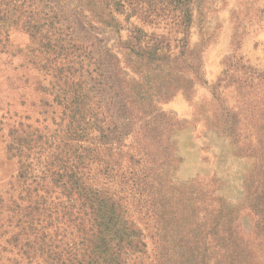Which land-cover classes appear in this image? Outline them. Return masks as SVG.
<instances>
[{"label": "trees", "instance_id": "trees-1", "mask_svg": "<svg viewBox=\"0 0 264 264\" xmlns=\"http://www.w3.org/2000/svg\"><path fill=\"white\" fill-rule=\"evenodd\" d=\"M194 4L0 0V53L14 31L27 35L26 51L42 74L39 91L61 109L44 131L15 124L8 147L28 203L20 235L27 236L22 248L31 251L30 264H144L149 227L158 230L155 264H264V123L255 145L245 147L242 113L223 96L229 86L260 95L264 122V70L235 56L244 35L235 11L233 53L210 90L219 109L204 121L236 146V154L250 150L254 157L242 202L227 207L210 190L172 180L178 160L171 137L181 123L161 106L205 84L206 44L191 46L188 39ZM72 10L91 32L115 35L112 46L77 38ZM139 23L173 30V46ZM247 214L252 227L246 235L239 222Z\"/></svg>", "mask_w": 264, "mask_h": 264}, {"label": "rangeland", "instance_id": "rangeland-1", "mask_svg": "<svg viewBox=\"0 0 264 264\" xmlns=\"http://www.w3.org/2000/svg\"><path fill=\"white\" fill-rule=\"evenodd\" d=\"M64 9L72 6L64 2ZM64 6V5H59ZM195 18L189 29V42L192 45L204 41L203 78L205 84H196L191 94L177 93L161 109L181 123L180 129L171 137L173 154L178 160L172 180L176 183H194L196 190H210L227 207L236 208L242 202L243 181L254 165V157L236 154V146L230 140L205 124L204 118L212 119V112L219 106L211 101V87L220 76L223 60L233 53L232 37L234 19L237 12L244 34L240 48L235 52L248 65L264 70V0H195ZM73 12L70 17L76 26V37L84 42L103 40L104 46H112L115 35L91 32L79 15ZM148 33L164 35L172 40L173 30L168 28L141 25ZM170 30V29H169ZM121 33V37L125 36ZM88 38H91L89 40ZM29 44L27 35L14 31L6 44L5 52L0 53V264H30L28 248H22L27 236L20 235L21 221L28 203L25 192L16 181L18 163L8 152L14 142V125L27 122L44 131L48 118H58L61 109L52 103V97L39 91L41 72L33 65V57L26 51ZM99 46V45H98ZM128 79L134 75L126 72ZM246 91L239 93L234 86L223 91L228 106H235L242 113V139L247 147L255 145L257 128L264 122L258 116L260 95ZM37 122V123H36ZM247 141V142H246ZM240 230L249 234L251 217L247 214L239 222ZM27 234V231H26ZM158 230L147 228L144 232L147 258L144 264H155L159 243ZM29 239V237H28Z\"/></svg>", "mask_w": 264, "mask_h": 264}]
</instances>
